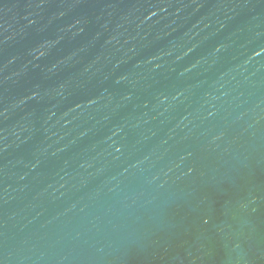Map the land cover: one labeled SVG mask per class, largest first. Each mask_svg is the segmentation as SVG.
I'll return each instance as SVG.
<instances>
[{
  "label": "water",
  "instance_id": "water-1",
  "mask_svg": "<svg viewBox=\"0 0 264 264\" xmlns=\"http://www.w3.org/2000/svg\"><path fill=\"white\" fill-rule=\"evenodd\" d=\"M0 264H264V0H0Z\"/></svg>",
  "mask_w": 264,
  "mask_h": 264
}]
</instances>
